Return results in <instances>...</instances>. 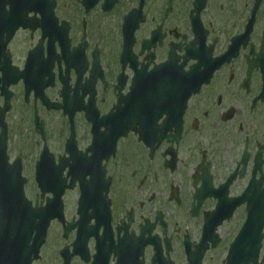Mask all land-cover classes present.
I'll list each match as a JSON object with an SVG mask.
<instances>
[{"label": "flooded vegetation", "instance_id": "af4514ba", "mask_svg": "<svg viewBox=\"0 0 264 264\" xmlns=\"http://www.w3.org/2000/svg\"><path fill=\"white\" fill-rule=\"evenodd\" d=\"M5 43L6 55L20 69L9 75L12 80L22 76L35 48H42L37 71L25 75L45 87L61 111H48L35 90L26 102L21 78L10 88L8 124L24 130L11 124L22 101L30 135L37 134V109L58 162L67 157L71 136L65 110L76 112L82 152L92 143L93 122L135 127L104 163V178L92 185L95 208L83 210L90 219V260L71 264H196L200 252L201 264H225L248 208L264 204V0H16L3 15L0 9V45ZM20 45L26 46L23 63L16 60ZM161 75L171 91L151 98L143 86ZM136 76L139 99H129ZM149 102L152 119L144 120L149 116L143 112L132 119L128 110ZM52 114L60 116L53 137L46 119ZM19 144L10 142V156L25 161ZM81 197L79 183L64 196L66 224L56 223L59 234L70 223L76 230L46 249L50 264H63V249H72ZM206 225H217L215 233H204ZM260 228L257 264H264V224L256 222L252 233L257 236ZM100 248L104 258L96 261Z\"/></svg>", "mask_w": 264, "mask_h": 264}, {"label": "water", "instance_id": "95a60500", "mask_svg": "<svg viewBox=\"0 0 264 264\" xmlns=\"http://www.w3.org/2000/svg\"><path fill=\"white\" fill-rule=\"evenodd\" d=\"M4 114V110L0 111L2 121ZM0 139V241H14L15 238L9 233L16 231L27 234L29 239L31 232L33 234L34 231H37L32 247L33 255L37 256L45 239L48 222H46L44 215L37 211L30 212V209L27 210L29 215L26 217V212L24 209L22 210L20 205L24 197V181L19 179L20 167L17 164L13 167L8 166L6 138L2 137ZM37 180L40 187L44 186V179L40 172L37 174ZM38 220L39 222H37ZM19 239V237H16V240Z\"/></svg>", "mask_w": 264, "mask_h": 264}, {"label": "rangeland", "instance_id": "374dc122", "mask_svg": "<svg viewBox=\"0 0 264 264\" xmlns=\"http://www.w3.org/2000/svg\"><path fill=\"white\" fill-rule=\"evenodd\" d=\"M25 51H26L25 45H22V46L20 45L19 48H15L16 60L18 63L24 62ZM16 104H17L16 109L12 113V115L14 114L13 116H15V117L12 118L13 121H11V124L17 123V124L23 126L24 130L22 131V129L20 128L18 130V132H15L12 129L13 132H12L11 137L13 139H15V141H17L18 144H19V139L22 138L19 146L22 147V151L25 153L26 169L24 171V176L28 179V182H29L27 193H28V196L32 200H35V197L37 195H39V192H38L37 188L35 187L34 167H35V162L37 161V158H38V155L40 152V144L39 143H41V139L35 133H33L34 135H30V132L32 130V126L27 124L28 112L25 111L21 102H17ZM22 119H25L26 122H22L21 121ZM46 119H49V120H47L48 132L51 133L52 137L57 135L59 132V128H60L59 127L60 126V116H58L56 114L47 115ZM26 128H29L30 130L27 131ZM32 132H33V130H32ZM23 133H24V136H23ZM12 150H14V149L12 148L11 152H12ZM13 154H16V153H13ZM12 156H14V155H12ZM73 200H74V195H71L69 197V202L72 203ZM54 233H56V232H54ZM54 238H56V237L50 236L49 240H52ZM45 260H47V259H45Z\"/></svg>", "mask_w": 264, "mask_h": 264}]
</instances>
